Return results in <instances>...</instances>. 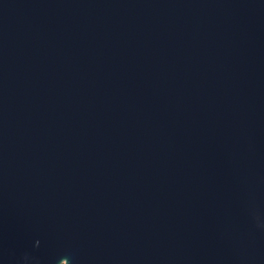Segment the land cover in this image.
<instances>
[{
  "label": "water",
  "instance_id": "obj_1",
  "mask_svg": "<svg viewBox=\"0 0 264 264\" xmlns=\"http://www.w3.org/2000/svg\"><path fill=\"white\" fill-rule=\"evenodd\" d=\"M0 264H264V0H0Z\"/></svg>",
  "mask_w": 264,
  "mask_h": 264
}]
</instances>
